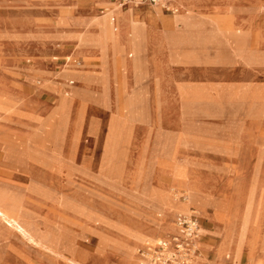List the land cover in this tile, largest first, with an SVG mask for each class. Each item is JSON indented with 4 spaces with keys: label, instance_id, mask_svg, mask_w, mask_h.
<instances>
[{
    "label": "rangeland",
    "instance_id": "1",
    "mask_svg": "<svg viewBox=\"0 0 264 264\" xmlns=\"http://www.w3.org/2000/svg\"><path fill=\"white\" fill-rule=\"evenodd\" d=\"M92 2L0 0V101L14 105L0 111V145L40 147L30 161L42 163L52 181L62 177L52 186L0 185V206L39 220L35 233L40 225L54 247L37 246L24 232L29 246L16 236L0 264H100L102 249L118 253L127 240L136 264L145 242L177 232L176 216L190 208L214 222L218 238L215 259L203 251L196 264H238V250L246 264L255 257L263 264L264 0L216 2L211 14L202 5L195 14L179 5L180 15L191 17L189 31L178 20L176 29H154L134 48L102 30L108 5ZM128 5L115 14L152 11ZM151 46L160 56L150 57ZM38 58L53 72L42 78L55 85L57 94L47 98L57 102L47 112L25 113L24 71ZM71 73L80 84L70 90ZM10 156L24 163L23 155ZM190 189L211 193L215 208L195 203ZM167 203L187 212L173 208L169 216ZM48 204L62 211L61 226L42 214ZM3 232L0 225V238ZM108 262L128 264L115 255Z\"/></svg>",
    "mask_w": 264,
    "mask_h": 264
},
{
    "label": "crops",
    "instance_id": "2",
    "mask_svg": "<svg viewBox=\"0 0 264 264\" xmlns=\"http://www.w3.org/2000/svg\"><path fill=\"white\" fill-rule=\"evenodd\" d=\"M96 1L104 2L105 0H93L92 4H94ZM108 2L110 3L111 1L108 0ZM113 4L114 3H112V5ZM150 5H152V6H149V4H143V5L135 6V12L139 11L140 9L155 10V5H153V4H150ZM141 6H143V7H141ZM215 6H216V1H211L209 3H206V6H202V9H204V11H207L206 13L211 14V13H214ZM121 7L126 8V7H128V5L121 6ZM244 9H246V8H244ZM164 15H166V14H164ZM167 16H169V18H171V19L173 18L172 15H167ZM251 29H252V27H251ZM250 34H251V31H250ZM63 38L65 39L66 37H63ZM256 43H257V37H256ZM151 55L152 56H156V55L160 56L159 54L155 53L152 46L150 47V57H151ZM44 64H45L44 60L42 58H38L37 59V65H36L37 67H35V69H32V72L31 71L28 72V69H27V71H24L25 72V75H24V84H25L24 85V104H22V105H24V112L25 113H27V112H47L51 109L49 106L53 105L54 103L57 102V101L54 103L50 102V100H48V98H47L48 96H54L57 93L54 92V90H53V83H50L48 81H44V79H43V78H45L46 80H48L53 75V72L51 70H48L47 67H44ZM26 72L29 74L26 75ZM36 76L39 77L41 80H39L37 85H34L33 82L36 79ZM41 77H43V78H41ZM70 84H74V83H70ZM26 86L32 87L34 89V94L27 92ZM257 152L258 151H256V149H255V151L251 152V153L254 154ZM263 152H264V148H263ZM42 153H43V150L37 146L36 147L24 146V147H18L16 149H8L7 147L0 145V185H8L10 187L16 188L14 186L24 185V187H26L32 182L33 183L35 182V183H38L41 185H45V186H52V185H54V183L60 184L62 182L61 176L56 178V182L52 181L51 174L47 171V169L44 167V165L42 163L30 161V159L28 158L29 156L39 158ZM68 153L70 154L69 149H65V151H63L64 156L69 155ZM13 154L14 155H17V154L23 155L24 156V163H18L17 161H13V158L11 159V156H10ZM68 159L70 160L69 156H68ZM27 197L28 196L26 195L25 198H27ZM46 208L47 209L43 210L42 214H45V213L47 214V212H49L50 216H51V221L53 222V224L61 226V220L60 219H61V212L62 211L59 208H57L56 206H54L53 204H48L46 206ZM172 209H173V207H167L166 208L167 213H168V210L170 211ZM190 209H193V208H190ZM168 215L170 216L169 213H168ZM169 216H165V218L163 219L164 223H167L168 221L171 220V217L169 218ZM14 218L17 220L18 223L21 224V226L23 228L25 227V229H27L30 233L32 232V234L35 233V227H36V224L38 223L39 220H37L36 221L37 223H36V222L31 221V220L24 219L22 216H20L18 214ZM198 218H199V233H200V239H199L200 253H204V252L212 253L213 254L212 258H209L206 255V253H204V254L210 260L215 259L216 253H215L214 247L218 241V238L211 232V230L213 229V226H214V222L209 217H206L204 215L198 214ZM40 223H42V222H40ZM24 224H25V226H24ZM0 225H3V221L2 222L0 221ZM5 232L6 233H2V234H6L5 236L8 237L7 238L8 241L4 240L2 242V244H0V252H1L0 257H4L3 255L5 254L6 250L9 248H12L11 244L14 241V239L16 238V236L19 237V239L24 242V231L21 232L20 230L19 231L14 230V231H10V232H7V231H5ZM46 233H44V234H46ZM69 234H70V232H69ZM163 237H165V236H163ZM156 239H158V238H156ZM150 240H154V239H150ZM28 246L29 245H27L24 242V249H26L25 247H28ZM29 248H31V247H29ZM113 251L114 252H112V255H115L120 262L128 263L126 261V259H121L120 255L117 252H115L116 250H113ZM37 253L39 254V252H37ZM41 256L42 255H40V258L45 260V258H43ZM24 259H26V258H24ZM246 259H247L246 252H242L241 256L239 258L238 264H246ZM262 261L264 264V251L262 253ZM74 262H75V264H88L86 261L77 260V259ZM136 262H137V259H136ZM100 264H109L108 258L107 257H105L104 259L102 258V261Z\"/></svg>",
    "mask_w": 264,
    "mask_h": 264
},
{
    "label": "bare ground",
    "instance_id": "3",
    "mask_svg": "<svg viewBox=\"0 0 264 264\" xmlns=\"http://www.w3.org/2000/svg\"><path fill=\"white\" fill-rule=\"evenodd\" d=\"M192 1L193 0H170V2H171L170 7L173 8V14L176 15L175 18L171 19V18L164 16V14L162 13V6L161 5H155V10L144 11V12H140L137 14H133L131 12L130 13L115 14L116 10L120 9V8H117V6L114 4L112 5L111 2H110L111 3L110 4L108 2V0H105L104 2L108 5V7L106 8V11H109L110 13L106 17L102 18V21H101L102 30H104L108 36H112L114 38L119 37L120 42L124 46V48L136 47V45L139 42L141 43L142 40H144L145 38H148L150 35H153L154 29H157V28L162 29V30L171 29V31H172V29H176L175 28V22L178 20L184 22V24L186 26V31L183 33H186L190 29L189 25L187 27V20H188V18H191V17H185V16L180 15L179 9H178L179 5L180 6H182L183 4L189 5L190 7H192V11H193L192 13L195 14L198 12V11H195V9L198 10L199 6H201V5L205 6L206 3H209L212 0H199L198 3H192ZM220 1H224V0H217L216 2H220ZM130 5L138 6L136 3H131ZM113 6H116V7H113ZM118 7H121V6H118ZM211 19H214V18L211 17ZM200 28H203V27H201V25L195 26V29L198 31H200L199 30ZM88 44H90V43H88ZM203 46H204V44H203ZM158 48H159V46H158ZM92 78H93V76H92ZM65 80H66L67 85H69L68 87L70 88V90L72 89V87H70V83H77V84L79 83V78L77 76V73L67 74L65 77ZM86 80H87V77H86ZM53 86H55V85H53ZM71 86H72V84H71ZM65 94H66V92H65ZM11 105H12V103L8 104L6 102V100L0 101V111L1 112H3V111L7 112V110L11 109V107L14 106V105H12V106ZM38 123H39V121H36L35 125H37ZM190 190H191V195H192L194 202L197 203L199 206H201L203 208H207L208 206L215 208L216 203H214V200L211 199V197H212L211 193L206 192V191H202L200 189H196V190L190 189ZM167 204H170L171 207L180 209L181 211L187 210V206H183V205H180L178 203H167ZM173 210L174 209L170 210L168 213H170V215L174 214ZM187 211H190L192 213L195 212L193 209H189ZM187 211H185V212H187ZM25 212H27V211L25 210ZM187 213H189V212H187ZM187 213H180V214H187ZM14 217H15L14 215H12L11 213H9L8 211H6L5 209H3L0 206V221L1 222L3 221V225H1L4 228L3 233H6L5 231L10 232V231H14V230H18V231L20 230L21 232L24 231L25 233L30 234L28 232V230L25 229V227L23 228L21 226V224L18 223ZM24 226H25V224H24ZM37 227L40 228V225H38ZM175 227L177 228V231H178V227H177L176 223H175ZM39 228H37L38 233L30 234L32 236V239L34 240L35 245L41 246V247L46 248L48 250L53 249L54 247H50L46 243V239H48V240H50V239L44 237L42 232L39 230ZM5 235L6 234L1 235V238H0L1 244L4 240L8 241L7 240L8 237H6ZM148 241H150V240H148ZM132 242H133V240H127L126 241V249L118 252L121 259H126L128 264H132V260L130 261V255H129L130 254L129 247L131 246ZM199 244L200 243L197 242V245H199ZM102 254H103V256H102L103 259L105 257L109 258L110 256H112V252H110L109 249H102ZM240 254H241V250H238L237 252H235L236 257H239ZM136 255H137V261H138L139 256L137 253H136ZM196 256L193 258L192 264L198 263V261L196 260ZM234 260L235 259L229 260V261L224 260V261H220L219 263L235 264ZM260 261H261L260 258L255 257L254 264H260Z\"/></svg>",
    "mask_w": 264,
    "mask_h": 264
},
{
    "label": "built area",
    "instance_id": "4",
    "mask_svg": "<svg viewBox=\"0 0 264 264\" xmlns=\"http://www.w3.org/2000/svg\"><path fill=\"white\" fill-rule=\"evenodd\" d=\"M117 6L131 3L137 5H161L173 11L170 0H110ZM178 231L168 236L147 241L138 251L136 264H192L193 258L200 253L197 242L200 239L199 218L197 214H178L175 218Z\"/></svg>",
    "mask_w": 264,
    "mask_h": 264
}]
</instances>
